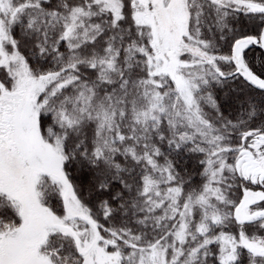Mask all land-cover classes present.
Segmentation results:
<instances>
[{
  "label": "snow or ice",
  "instance_id": "snow-or-ice-1",
  "mask_svg": "<svg viewBox=\"0 0 264 264\" xmlns=\"http://www.w3.org/2000/svg\"><path fill=\"white\" fill-rule=\"evenodd\" d=\"M0 264H264V0H0Z\"/></svg>",
  "mask_w": 264,
  "mask_h": 264
}]
</instances>
